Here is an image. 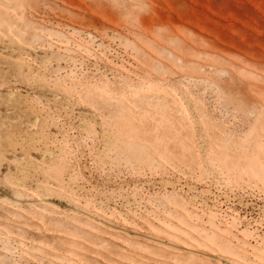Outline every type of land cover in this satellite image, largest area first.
Returning a JSON list of instances; mask_svg holds the SVG:
<instances>
[{"label": "rangeland", "instance_id": "obj_1", "mask_svg": "<svg viewBox=\"0 0 264 264\" xmlns=\"http://www.w3.org/2000/svg\"><path fill=\"white\" fill-rule=\"evenodd\" d=\"M0 264H264V0H0Z\"/></svg>", "mask_w": 264, "mask_h": 264}]
</instances>
